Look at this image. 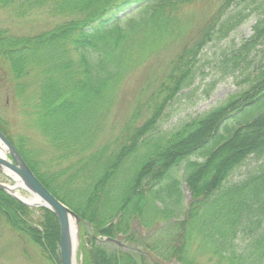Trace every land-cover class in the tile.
<instances>
[{
	"label": "trees",
	"instance_id": "16d2710c",
	"mask_svg": "<svg viewBox=\"0 0 264 264\" xmlns=\"http://www.w3.org/2000/svg\"><path fill=\"white\" fill-rule=\"evenodd\" d=\"M191 1L21 0V15L48 8L68 21L29 38L0 29V61L11 67L15 80L39 81L25 102L52 154L43 161L40 155L31 157L23 142L15 144L3 126L0 131L43 186L91 225L84 264H194L189 257L193 241L217 264H264V163L230 183L246 160L264 158V10L257 14L251 36L219 60L221 77L237 74L246 87L173 132L156 130L168 104L192 85L194 62L204 46L225 41L262 7L230 11L237 0H224L198 39L172 62L148 104L135 107L120 137L99 141L140 40L160 32L174 10ZM16 2L0 0V8ZM41 50L46 56L39 58ZM69 160L73 163L53 171ZM117 181L125 182L120 196L109 187ZM182 184L189 194L184 213ZM169 206L178 211L167 210ZM39 211L34 221L33 210L0 191V222L6 220L58 264V222L50 211ZM180 214L183 219L170 224ZM134 223L147 236L137 237ZM239 235L249 238L243 249L235 242Z\"/></svg>",
	"mask_w": 264,
	"mask_h": 264
},
{
	"label": "rangeland",
	"instance_id": "374dc122",
	"mask_svg": "<svg viewBox=\"0 0 264 264\" xmlns=\"http://www.w3.org/2000/svg\"><path fill=\"white\" fill-rule=\"evenodd\" d=\"M13 7L0 8V29L6 30L9 35L14 38L40 35V33L50 32L55 27L62 25L68 21L67 18L55 17L49 13L48 8L30 11L27 15H21L17 12L18 2ZM224 0H192L189 3L181 4L173 12L172 18L162 27L160 32L142 39L139 46L135 48L133 53V64L124 75V79L119 85V89L115 94V99L110 105L109 112L102 124L99 141H112L120 137L121 129L127 123V119L133 114L135 107L140 104H148L149 97L156 89V85L162 82V79L169 72L172 62L176 60L185 48L190 47L193 41L198 39L203 28L213 21L219 6ZM262 7L260 10L252 12L246 20L231 32L225 41L212 42L204 46L197 55L194 62L196 69L195 79L191 86L184 88L175 98L168 104L161 117V121L157 125V133L173 132L179 126L202 116L208 111L217 108L229 96L239 92L246 87L245 83L240 82L239 75L222 78L219 70L220 58L222 53L231 54L238 45L247 40L252 34V26L257 20V14L264 10V0H237L231 5L230 11L248 12L249 9ZM30 53V52H28ZM32 53L26 55L30 57ZM41 58L46 56V52L41 50L36 52ZM257 59L258 57L255 56ZM10 66L0 61V126H3L15 144L19 141L23 142L26 152L31 157L40 155V160L50 158L51 151L45 145L44 138L37 132L34 126V116L31 114L30 106H27L28 97H32L39 87V81L36 83L31 77L23 76L19 80H15ZM34 75V73H33ZM36 75V73H35ZM91 108V107H90ZM92 112V109L89 110ZM143 120L138 121L135 125H140ZM1 151V150H0ZM9 158V155H6ZM38 160V158H37ZM73 163L69 160L67 163L54 168H65L68 164ZM264 163L262 160L248 159L230 180V183L238 182L252 171L253 167ZM179 176V180H180ZM0 182L13 186L15 181L11 180L0 170ZM125 182H113L109 187L115 188L114 195L120 196ZM71 188H74L72 185ZM75 189V188H74ZM22 197L28 195L23 190H16ZM181 193L183 194L181 205L184 213L187 209L189 194H187L185 185H181ZM237 200V197L234 198ZM33 210L34 221L40 216V208H29ZM217 209V208H216ZM167 210L177 212L178 208L169 206ZM218 210V209H217ZM179 219H172L173 222H179L183 219L182 214ZM56 219V218H55ZM215 218L212 219L215 222ZM57 222V220H56ZM217 224L220 223L218 220ZM160 225L159 228H161ZM59 227V226H58ZM82 225L77 229V247L74 251V264H84L83 246L88 247V238L92 237L91 225L86 224V228ZM133 228H137L136 236L139 238L147 236V232L139 225L134 223ZM249 238L239 235L235 241L241 248L245 247V243ZM243 240V241H242ZM59 240L56 251V257L59 259ZM88 245V246H87ZM140 249V248H138ZM241 251V250H239ZM209 253H201L197 248V242L191 244L189 257H192L194 264H217V258L212 260L208 258ZM59 264V260H57ZM161 264H177L174 261ZM0 264H53L48 260L47 255L43 254L40 247L38 248L29 237H24L15 232L5 220L0 222Z\"/></svg>",
	"mask_w": 264,
	"mask_h": 264
},
{
	"label": "water",
	"instance_id": "95a60500",
	"mask_svg": "<svg viewBox=\"0 0 264 264\" xmlns=\"http://www.w3.org/2000/svg\"><path fill=\"white\" fill-rule=\"evenodd\" d=\"M0 149L3 150V155H9L12 162L6 158L0 156V170H8L12 174V180L16 181L14 186H9L0 182V191L7 193L12 199L18 201L23 206L30 208H44L47 211H51L59 224V261L60 264H74V253L71 243L70 232V218L75 221V225L78 228L81 222L77 215L69 210L60 200H57L49 191L45 189L38 179H36L28 168L27 164L21 158L15 147H12L9 141L0 132ZM20 183L18 185L17 183ZM26 191L30 196L27 197L38 201L36 205H31L22 201L15 193V189ZM24 200V199H23ZM26 201V200H25ZM117 244L121 246L118 242Z\"/></svg>",
	"mask_w": 264,
	"mask_h": 264
},
{
	"label": "bare ground",
	"instance_id": "6f19581e",
	"mask_svg": "<svg viewBox=\"0 0 264 264\" xmlns=\"http://www.w3.org/2000/svg\"><path fill=\"white\" fill-rule=\"evenodd\" d=\"M0 155H3V152H2V154L0 153ZM3 157V156H2ZM3 171L5 172V173H7V174H10V175H12L8 170H6V169H3ZM18 185H20V183L18 182L17 183ZM19 189V188H18ZM15 191V193L14 194H16L22 201H24L25 203L27 202V203H29V204H31V205H36V203L38 202H36V201H34L33 199H31V198H29V200L27 199V197L26 198H24L25 200H23L22 199V197H21V195L18 193V191H16V189L14 190ZM70 232H71V243H72V250H73V253H74V251H75V249H76V247H77V236H78V232H77V227H76V225H75V221L72 219V218H70ZM75 254V253H74Z\"/></svg>",
	"mask_w": 264,
	"mask_h": 264
}]
</instances>
